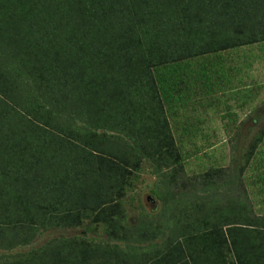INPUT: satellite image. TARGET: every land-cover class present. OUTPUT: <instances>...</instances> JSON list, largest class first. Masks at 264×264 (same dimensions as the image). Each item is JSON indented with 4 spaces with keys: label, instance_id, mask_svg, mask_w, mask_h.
Instances as JSON below:
<instances>
[{
    "label": "trees",
    "instance_id": "16d2710c",
    "mask_svg": "<svg viewBox=\"0 0 264 264\" xmlns=\"http://www.w3.org/2000/svg\"><path fill=\"white\" fill-rule=\"evenodd\" d=\"M262 42L264 0H0V264H264V213L243 185L264 126L237 172L199 178L206 190L224 175L214 187L236 193L164 201L161 243L123 224L121 203L144 159L165 167L157 191L178 188L182 137L196 135L177 137L181 112L233 94L236 53ZM99 223L109 240L90 235Z\"/></svg>",
    "mask_w": 264,
    "mask_h": 264
},
{
    "label": "rangeland",
    "instance_id": "374dc122",
    "mask_svg": "<svg viewBox=\"0 0 264 264\" xmlns=\"http://www.w3.org/2000/svg\"><path fill=\"white\" fill-rule=\"evenodd\" d=\"M233 64L236 66L235 68L241 70L238 74L233 73V89L235 92L237 90L240 92H234L235 94L230 92L227 95L219 93L214 97H209V99L205 97L201 99L202 102L190 104L188 109H184L179 116L181 127L177 132V137H181L183 128L187 129L193 125L192 130L195 131L196 135L188 136L189 134H186L182 137L183 142L186 143L184 144V151H182L186 158L183 164L185 175L182 177L183 181L179 182L178 188H172L175 192L170 188L166 189L167 186L161 189V192L156 190L159 181L165 179L163 175L164 166L162 167L163 170L160 171L161 173H157L156 166L144 159L141 160L136 171L133 169L134 174H131L129 179L131 184L125 188L124 197L121 200L125 217L122 222L131 229L137 226L142 228L147 225L149 230L158 232L155 235L160 234L156 240L144 242L146 245L164 241L161 240L163 235L158 230L162 226L159 222V214L166 207L164 201L172 197V194H180L181 192L190 196L224 197V194L231 195L238 190L234 184L221 189L214 187V182L217 184L221 180L220 178H225L224 175H221L220 178L219 176L209 178L211 184L208 188L206 190L199 189L201 185L200 176L210 168H222L230 174L237 172L235 169L244 164V157L242 159V156H245L244 154L250 149L254 138L264 126V42L243 47L236 53ZM249 115L259 118L256 124ZM194 121L197 122L194 124ZM233 123L237 129L233 128L234 130L230 131V126ZM173 124L178 125L176 122ZM260 150L261 148H259L256 157L251 159L246 166L243 177V185L249 193L250 202L256 213L259 211L264 213V181L256 180L255 171L257 173V169H254V165L256 163L261 164L260 161L264 159V152H260ZM261 168L264 172V167ZM184 181H187V184H183ZM235 182L237 183V180ZM260 190H263L262 193ZM156 192H159V195H156ZM226 200L225 198L220 200L222 205L227 206ZM180 205L185 208V201ZM91 221V218H86L83 225L95 224ZM144 221L147 222L144 223ZM148 221L152 222L151 226ZM99 225V231L90 233V235L98 236L102 240H109L110 238L105 231L106 224L99 223ZM81 233H85L82 227L75 229L50 228L36 236L32 244L19 250L38 247L48 239L59 235L72 236ZM121 243L124 244V242Z\"/></svg>",
    "mask_w": 264,
    "mask_h": 264
}]
</instances>
